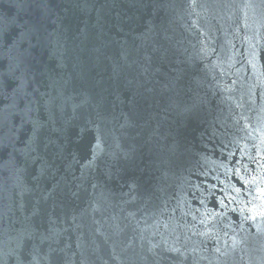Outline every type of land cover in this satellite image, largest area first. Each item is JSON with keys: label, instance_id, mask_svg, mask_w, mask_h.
I'll return each instance as SVG.
<instances>
[{"label": "water", "instance_id": "1", "mask_svg": "<svg viewBox=\"0 0 264 264\" xmlns=\"http://www.w3.org/2000/svg\"><path fill=\"white\" fill-rule=\"evenodd\" d=\"M0 264H264V0H0Z\"/></svg>", "mask_w": 264, "mask_h": 264}]
</instances>
